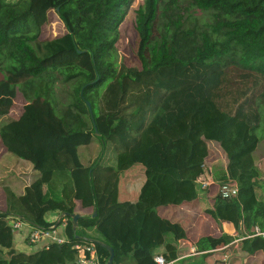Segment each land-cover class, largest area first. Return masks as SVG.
Masks as SVG:
<instances>
[{"label": "trees", "instance_id": "16d2710c", "mask_svg": "<svg viewBox=\"0 0 264 264\" xmlns=\"http://www.w3.org/2000/svg\"><path fill=\"white\" fill-rule=\"evenodd\" d=\"M52 1L37 11L34 0H0V96L14 99L21 87L34 95L20 116L12 114V103H0V143L32 169L20 175L12 169L2 178L0 168L6 201L0 212V264H77L74 245L85 241L75 236L113 248V264H157L161 254L178 260L181 244L189 241L183 224L188 216L177 213V206L169 217L163 215L165 196L152 175L172 171L182 186L196 184L205 170L195 161L210 142L225 149L224 178L236 182L239 193L223 201L219 185L209 187V214L264 232V202L255 193L264 0H190L209 15L206 27L193 14L186 19L176 14L178 0H144L135 13L139 67L113 61L117 32L134 0ZM51 10L65 32L46 37L43 26ZM59 75L75 84L63 103L56 95ZM93 142L100 154L84 164L79 148ZM136 165L144 167L146 181L135 201L120 202L121 172ZM53 211L81 216L71 240L34 253L17 251L10 223L48 229ZM64 220L72 226L70 217L61 224ZM98 249L106 264L109 253ZM241 251L264 255V237L245 239ZM212 256L207 252L175 264H210Z\"/></svg>", "mask_w": 264, "mask_h": 264}, {"label": "rangeland", "instance_id": "374dc122", "mask_svg": "<svg viewBox=\"0 0 264 264\" xmlns=\"http://www.w3.org/2000/svg\"><path fill=\"white\" fill-rule=\"evenodd\" d=\"M144 0H134L131 6L129 7V10L127 12L126 18L121 25V27L118 30L119 40L117 43V53L113 55V61L116 64L125 63L129 66H137L139 67V61L137 58V45H138V35L135 30V13L138 8L144 6ZM35 3V9L37 11L41 10V8L44 5H47L49 7L53 6L55 3L52 0H34ZM173 10L178 15H183L184 18L190 17L189 15L193 14V17L197 19L198 23L206 27L208 23H210V17L208 14H205L204 12L199 11L198 9L194 8L190 5V0H178L177 4L173 6ZM44 11V10H43ZM48 23L43 26V30L46 32V37H54L56 35H60L65 32V28L63 26V23L59 20L58 16L55 14L53 10L49 12L48 16ZM75 87V84L69 85L63 82L62 75L58 76V82H57V98L63 103L67 102L69 92L70 94L73 92ZM26 88L21 87L18 90L17 96L13 99L12 96L9 94H2L0 96V103H3L7 105L8 103H12L13 107L12 110L16 115H19L21 112L22 107L27 104L31 98H33V92L32 89H26L28 91L27 97L24 96V90ZM56 99V97H55ZM57 100V99H56ZM60 104V103H59ZM61 106V105H60ZM257 106L261 112L262 115V123L258 129L255 130V134L259 137L260 143L258 147V162L257 165L259 166L258 169L260 171L261 180H259V185L264 188V94L257 100ZM66 107V106H65ZM212 147H214V151L216 152V157L218 155V161L213 165L215 169H217L218 172V181L216 183H219L217 185H220L222 182H229V179L224 178L225 177V165L227 163V158L221 156L220 151L221 147L216 142H210L208 143ZM101 151V147L98 142H93L90 146L80 147L79 148V155L81 158V161L83 163H89L92 162V160H95ZM218 151V152H217ZM17 161L18 160L14 155L10 154L6 150H4L3 146L0 143V168L2 172V178H6V171H10L14 169L13 174H16L17 169ZM211 165V163H209ZM208 172V167L206 168ZM144 167L141 165L133 166L130 170L127 172H123L120 175V200H124V193H128V199L130 201H134L137 199V194L140 192L141 187L143 186L144 182L146 181V177L144 175ZM164 172V173H162ZM206 172V173H207ZM152 179L155 180V182L158 183L161 191L164 194V200L162 202V206H167V208L164 207L163 215L166 217H169V212L173 213L174 206H177L176 212L177 213H185V216H188V221H183V224L185 225L187 232H189V241L193 242L194 244L198 245V242L195 240H198L199 238L202 239V243L206 245L207 247L211 246L212 243V237L210 235L215 236L216 235V226L217 221H214L210 214L206 215L205 217L202 216L204 213L200 211L199 204L197 202V198L200 194L208 190H203L201 186L196 182V184L190 183L188 185H181L182 180H180L174 172H165L163 170L155 171L152 175ZM208 193V192H207ZM206 194V193H205ZM218 194V190H217ZM4 193L2 189H0V205L3 203V196ZM208 196V194H206ZM2 196V198H1ZM216 195H213L215 197ZM126 200V199H125ZM186 202V203H185ZM189 202V203H187ZM169 209V211H167ZM167 211V212H166ZM49 217V216H48ZM180 220V219H178ZM50 223H53L56 225L57 219L51 218ZM61 224V223H60ZM63 224V223H62ZM59 225L58 227L59 231H65L67 239L71 240V237L73 236L72 226L69 223V220H66L63 225L66 227L63 228V225ZM88 233H93L94 231L89 230ZM63 233V232H62ZM15 239H18V234L15 235ZM184 244V243H183ZM181 245V249L186 250L185 254L188 253L189 246L187 243L184 244V246ZM27 247L23 248L22 246L17 248V251L26 252Z\"/></svg>", "mask_w": 264, "mask_h": 264}, {"label": "crops", "instance_id": "0c3cea01", "mask_svg": "<svg viewBox=\"0 0 264 264\" xmlns=\"http://www.w3.org/2000/svg\"><path fill=\"white\" fill-rule=\"evenodd\" d=\"M21 113H22V109H21V112H20L19 115H16L13 112V110H12V114L15 115V116H20ZM220 147H221V150H222V151H220L221 156L227 158L225 149L221 145H220ZM213 148L214 147H212L209 144H204V146L202 145L200 147V150L198 152L197 159H196L195 162L197 164L203 163L206 167H208L209 169H208V172L206 173L205 176L209 180H214L215 183H216L219 180L217 178L218 174L216 173L218 171H217V169H215L213 167V165L215 163H217L218 155H217V158L215 160L216 152L214 151ZM258 153L259 152H258V149H257V151L255 152V159H256L257 169L259 167L257 165V162H258L257 154ZM263 161H264V158H263ZM209 163H211V165H209ZM84 164H87V163H84ZM31 171H32V169H31V166L29 164H27L24 161H17L16 172L19 173L18 175H20V174H30ZM127 171H125V172H127ZM224 171L226 172V165H225ZM165 172H167V171H165ZM169 172H172V171H169ZM258 172H259V179H258V181H259V180H261V175H260L259 169H258ZM122 173L123 172H121V174ZM162 173H164V172H162ZM29 180L30 179H28V182H29ZM230 182L236 184V182H234V181H230ZM257 183L258 184H257L256 190H255L257 199L259 201L264 202V188L259 185V182H257ZM217 184H219V183H217ZM119 186H120V181H119ZM207 192L205 191L206 194H207ZM205 193L203 192L197 198V202L199 204L200 211L204 210V211H202L204 213L202 216H204V217L206 215H208L211 210H213V204L211 203V201L209 199V196H207ZM120 194H121V192H120V189H119L118 200L120 202L130 201V200H127L128 199V193H124V195H123L124 200L123 201L120 200V196H121ZM138 195H139V192L137 194V198H138ZM3 196H4L3 199H2L3 203L0 205V212L6 210L5 195H3ZM1 198H2V196H1ZM187 203H189V202H187ZM85 214H87V212H82V215H85ZM48 216H47V220H48V223H49V228H53L55 226V224L50 223L51 218L57 219V223H58V222L62 221L61 217L63 216V214L59 213L58 211H53V212H50L48 214ZM212 219L214 221H216L213 217H212ZM65 221L66 220H64L63 224L65 223ZM57 223H56V225H57ZM65 227L66 226H64L63 228H65ZM32 228H33V226H31L29 224H26V225H24V227L20 231H18V232H16L14 234V247H15L16 250H17V248L19 246L20 247L22 246L23 248H25V247L28 248L27 251H26L27 253H34L37 250H41L42 248H44L45 242L40 243L38 246H36L34 248H32L28 244L27 237H28V234H29V232H30V230ZM216 228H217L216 235L215 236L210 235L213 239H212L211 246H209V247L204 245L202 243V239H200V238L198 240H195V241L198 242V244L200 243V245H198V246L196 244H194L193 242H191V241L186 242L187 245L189 246L188 252H189L191 246L197 247L198 249H199V247H203L205 249L204 251H200L199 250L201 252V254H198V255H195V256H189V257L201 256L202 254H205V253L209 252V253L213 254L211 259L209 260L210 264H218L217 261H222V264H264V255L262 253H257L255 255H248V254L244 253L243 251H241L242 241H244L247 238H251L253 236H256V234H257L256 231L257 230L260 231V229L257 226L251 227L250 231H247L242 224H239L236 227L232 223H223V222H218L217 221ZM17 234H18V239H15V235H17ZM57 234L61 238L65 239L66 241H70V240L67 239L65 231H59L57 229ZM229 238L231 240L227 241ZM181 245L184 246V244H181ZM185 252H186V250L181 249L180 250V254H181L180 258L178 260L171 261V262H173V264H175L179 260L189 258V257H185L184 256ZM161 255H163V254H161Z\"/></svg>", "mask_w": 264, "mask_h": 264}, {"label": "built area", "instance_id": "2783aa9c", "mask_svg": "<svg viewBox=\"0 0 264 264\" xmlns=\"http://www.w3.org/2000/svg\"><path fill=\"white\" fill-rule=\"evenodd\" d=\"M204 174L197 179V183L201 186L203 190H208L209 187L216 185L214 180H209L205 175L207 172V167L203 164ZM239 188L235 183L223 182L218 186V195L223 201H230L235 199L238 196ZM26 223L22 220H15L10 223L12 232L15 234L20 231ZM65 225H63L64 227ZM58 228H32L28 234L27 242L34 248L40 243L45 242L44 248H49L51 244L62 245L67 243L65 239L61 238L57 234ZM256 235L263 236L264 232L256 231ZM74 249L77 252V264H103L101 260V255L99 253L98 246L93 243H77L74 245ZM201 254L197 247L191 246L190 250L185 257L195 256ZM155 262L157 264H173L169 261L165 255H160L155 257Z\"/></svg>", "mask_w": 264, "mask_h": 264}, {"label": "water", "instance_id": "95a60500", "mask_svg": "<svg viewBox=\"0 0 264 264\" xmlns=\"http://www.w3.org/2000/svg\"><path fill=\"white\" fill-rule=\"evenodd\" d=\"M97 216V212L95 211L93 218H95ZM64 217H70L72 220V230L74 233L77 232L78 228H79V221L81 216L80 215H67V214H63V216L61 217V219H63ZM61 221L57 223V225H55L54 227L57 228L59 227ZM76 240H80V241H85L87 243H93L96 244L97 246L105 249L108 253H109V258L106 264H113L114 262V258H115V252L113 250V248L109 247L108 245H106L105 243L101 242V241H97V240H92L89 239L87 237H80V236H75Z\"/></svg>", "mask_w": 264, "mask_h": 264}]
</instances>
